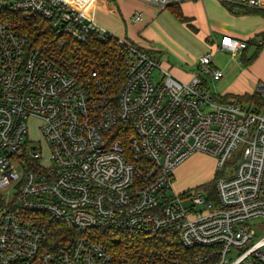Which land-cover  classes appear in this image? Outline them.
<instances>
[{
    "label": "built area",
    "instance_id": "2783aa9c",
    "mask_svg": "<svg viewBox=\"0 0 264 264\" xmlns=\"http://www.w3.org/2000/svg\"><path fill=\"white\" fill-rule=\"evenodd\" d=\"M95 3L0 0V264H264V83L250 106L223 100L211 51L181 81L98 23ZM108 35L119 66L89 50ZM247 45L226 34L216 49ZM32 116L42 138L29 146ZM196 151L222 175L178 191Z\"/></svg>",
    "mask_w": 264,
    "mask_h": 264
},
{
    "label": "crops",
    "instance_id": "0c3cea01",
    "mask_svg": "<svg viewBox=\"0 0 264 264\" xmlns=\"http://www.w3.org/2000/svg\"><path fill=\"white\" fill-rule=\"evenodd\" d=\"M174 2L179 3L178 10L185 18L176 15L168 5L162 7L147 0H96L93 14L103 27L149 48L164 68L185 82L195 75L198 58L208 51L213 53L212 64L220 68L219 54L232 53L228 49H216L223 36L246 40L248 45L236 53L237 58L240 54L238 70L231 72L235 78L228 86L250 89L256 82L264 83V69L257 65L258 60L264 58V47L250 64L243 61L244 55L250 57L256 49V45L249 42L260 41L264 33V8L223 0H173L171 3ZM136 12L142 13L141 21L133 19ZM222 70L224 77L225 70ZM245 73L251 77L239 80Z\"/></svg>",
    "mask_w": 264,
    "mask_h": 264
},
{
    "label": "rangeland",
    "instance_id": "374dc122",
    "mask_svg": "<svg viewBox=\"0 0 264 264\" xmlns=\"http://www.w3.org/2000/svg\"><path fill=\"white\" fill-rule=\"evenodd\" d=\"M107 29V28H106ZM114 34H116L119 37H122L123 35L119 32H114L111 29H108ZM223 52V51H222ZM254 50L251 51L253 53ZM232 53H220L217 61L218 66L220 68L225 70V76L221 78L220 80H211L208 79V86L211 90V92L215 94H232V95H239L240 97H246L247 95L253 93V91L256 89L258 84L257 83L252 86L250 89L246 88L245 86H235L233 85L228 86V83L230 81H233L235 78V74L231 75L232 71L238 70V63L240 54H238V58L235 56L233 57ZM241 63V62H240ZM242 64V63H241ZM243 65V64H242ZM257 65L259 68L264 69V58H260L258 60ZM240 66V65H239ZM237 72V71H236ZM235 72V73H236ZM155 78L159 75V71H154ZM251 76L248 74L242 75V77L239 80L249 79ZM246 106H250L252 104L250 103V98L243 100ZM41 118L38 116H32L28 120V138L29 140H32V142H29L28 145H36L38 144V140L42 138L41 132H40V125H41ZM197 152V153H196ZM191 155L186 161H183L180 163L174 172V179H175V187L178 191L182 190H190V191H205L207 188L206 185L208 183H211L214 181L215 178H218L222 175V170H220L217 167V157L215 155H212L210 153L206 152H199L196 151ZM236 156H232V158L229 160V166L228 170H230L231 166L237 163Z\"/></svg>",
    "mask_w": 264,
    "mask_h": 264
},
{
    "label": "trees",
    "instance_id": "16d2710c",
    "mask_svg": "<svg viewBox=\"0 0 264 264\" xmlns=\"http://www.w3.org/2000/svg\"><path fill=\"white\" fill-rule=\"evenodd\" d=\"M168 6L172 8V11L176 13L181 18H185V16L182 14L181 11L178 10L179 8V3L174 2V3H168ZM249 43H254L256 45L255 52L250 56V57H245L243 56V61L244 64H250L252 60L256 57L258 52L264 47V33L261 35V40L260 41H254V42H249ZM120 45L118 43L117 38L111 37V35L106 36V38H97L91 41L89 50L93 53V55L98 58L102 59L105 58L108 63H111L112 66H119L123 62V58L119 56V50ZM259 98L261 100V96L256 95V94H249L246 97H240L239 95H232V94H224L222 95L223 100L226 101H243L248 98ZM216 180L217 178L214 179V181L211 183H208L206 186L209 187L210 189H215L216 185ZM128 240V238H127ZM131 240V239H130Z\"/></svg>",
    "mask_w": 264,
    "mask_h": 264
}]
</instances>
